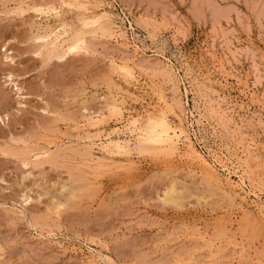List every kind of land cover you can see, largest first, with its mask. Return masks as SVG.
I'll return each instance as SVG.
<instances>
[{
    "label": "rangeland",
    "instance_id": "rangeland-1",
    "mask_svg": "<svg viewBox=\"0 0 264 264\" xmlns=\"http://www.w3.org/2000/svg\"><path fill=\"white\" fill-rule=\"evenodd\" d=\"M33 1L56 6L59 15L45 17L35 12L30 8ZM82 1L89 2L90 10L108 13L103 22L108 31L88 33V50L48 59L49 48L41 46L37 36L60 22L70 24L68 29L80 28L81 11L67 5L72 0H0V264H264V0ZM113 60L129 62L139 81L124 82L110 63ZM166 64L175 68L177 92L168 78L154 71ZM158 87H163L168 100L180 102L183 112H177L195 146L213 162L225 183H233L238 194L246 195L247 203L239 196L238 203L227 205L220 193L211 195L199 175L190 177L185 160L139 154L135 149L130 155H111L99 145L87 147L90 142L84 137L95 133L87 117L103 115V134L117 131L111 136L130 140L134 148L135 136L125 129V120L128 115L143 117L154 111L158 106L154 89ZM112 94L124 100L121 120L108 110ZM209 102L215 107L221 103L229 114L224 119L227 124L205 109ZM82 105L91 109L85 111ZM42 146L49 148V158L63 152V159L61 155L56 165L38 161L37 165L34 156ZM73 146L78 152L90 150L95 160L91 165L111 162L112 168L102 172L86 168L81 159L84 150L77 154ZM244 149L251 150L257 161L242 155ZM214 152L224 159L231 174L214 158ZM75 170L78 174L81 170V181L73 179ZM236 173L244 176L245 185ZM175 179L179 192L188 195L183 199L185 208L161 202L163 189Z\"/></svg>",
    "mask_w": 264,
    "mask_h": 264
},
{
    "label": "bare ground",
    "instance_id": "bare-ground-1",
    "mask_svg": "<svg viewBox=\"0 0 264 264\" xmlns=\"http://www.w3.org/2000/svg\"><path fill=\"white\" fill-rule=\"evenodd\" d=\"M37 1V0H36ZM34 2V1H33ZM61 2H62V0H61ZM11 3V2H10ZM14 3V2H13ZM31 3V2H30ZM59 3V2H58ZM64 3H66V2H64ZM88 1L87 2H83L82 0H72V2H68L67 3V5H70V8H71V6H73V8L75 7L76 9H78L79 11H81L80 13V16L78 17V18H80V21H81V27L79 28H77V29H75V27L74 28H70V29H68L67 28V26L68 25H70V24H65V23H58V25L57 26H52L53 28H50L49 30H43L44 32L42 33V34H39L38 36H37V41H39L40 43H41V46H43V47H45V48H49V50L47 51L45 48H43V49H45L46 51H47V54H46V58H48V59H50V58H52V57H61V56H63L64 57V55L65 54H67L68 55V53H73V52H76V51H79V50H82V49H87L86 48V35L88 34V33H93V32H96L97 30H100V31H102V32H106V31H108V26H105L104 24H103V22H104V20L106 21L108 18H109V15H108V13L107 12H101V13H99V12H97V11H94V10H90V7H88L87 5H88ZM23 5V4H22ZM60 6V5H59ZM26 7H27V5H26ZM32 10H34L35 12H38L39 14H44V16L46 15L47 16V14H49V15H52V14H54V16H58L59 15V11H58V8L56 7V6H53V5H49V4H45V5H43V3H36V2H34V4H33V6H31L30 7ZM98 8V7H97ZM18 11V10H17ZM16 11V12H17ZM76 11V10H75ZM24 12V11H23ZM71 12V11H70ZM13 13H15V12H13ZM63 13H64V11H63ZM19 15V14H18ZM64 15H66L65 13H64ZM45 16V17H46ZM112 16V15H111ZM38 18V17H37ZM44 18V17H43ZM48 18V17H47ZM41 19H42V17H41ZM76 19H77V17H76ZM38 20V19H37ZM43 20V19H42ZM109 20H111V19H109ZM39 21V20H38ZM41 21V20H40ZM50 21V20H49ZM147 21V20H146ZM35 22V21H34ZM64 22V21H63ZM71 22V21H70ZM138 22V21H137ZM151 22V21H150ZM69 23V22H68ZM73 23V22H72ZM108 23V22H107ZM110 23V22H109ZM146 24H147V22H145ZM153 23H155V22H153ZM35 24V23H34ZM36 25V24H35ZM52 25V24H51ZM51 25H50V27H51ZM148 25V24H147ZM158 25V24H157ZM73 26V25H72ZM111 26V25H110ZM114 26V25H113ZM71 27V26H70ZM115 27V26H114ZM118 27H119V25H118ZM155 27V26H154ZM47 29V28H46ZM111 29V28H110ZM114 29H116V28H114ZM121 29V28H120ZM112 30V29H111ZM145 30H147V29H145ZM123 32V31H122ZM150 32V31H149ZM148 32V33H149ZM156 32V31H155ZM155 32H153V33H155ZM97 33V32H96ZM112 34V33H111ZM150 34V33H149ZM93 35H95V34H93ZM158 35V34H157ZM101 36H103V35H101ZM106 36V35H105ZM151 36V35H150ZM153 36V35H152ZM35 37V36H34ZM110 36L108 35V38H109ZM128 37V36H127ZM102 38V37H101ZM151 38V37H150ZM93 39H95V38H93ZM96 39H99V38H97L96 37ZM121 39V38H120ZM124 39V38H123ZM122 39V40H123ZM153 39V38H152ZM166 39V38H165ZM164 39V40H165ZM115 40V39H114ZM122 40H120V41H122ZM154 40V39H153ZM89 41V40H88ZM155 41V40H154ZM163 41V40H162ZM168 41V40H167ZM38 42V43H39ZM90 43V42H89ZM152 43H154V42H152ZM162 43V42H161ZM91 45H92V43H90ZM119 44V43H118ZM157 44H159V43H157ZM167 46V45H166ZM137 47V46H136ZM140 47V46H139ZM92 48V47H91ZM163 48V47H162ZM73 49H75V51H73ZM93 49V48H92ZM88 50V49H87ZM133 50H135V49H133ZM46 51H45V53H46ZM134 52H136V51H134ZM144 52V51H143ZM87 53V52H86ZM138 53V52H137ZM115 58V57H114ZM59 59V58H58ZM113 59V58H112ZM117 59V58H116ZM125 59V58H124ZM123 59V60H124ZM12 60V59H11ZM110 61V60H109ZM108 61V62H109ZM124 61H126V60H124ZM168 61H170V60H168ZM120 62V61H119ZM164 62V61H163ZM171 62V61H170ZM169 62V63H170ZM110 63H113V68H115V71H117V72H119V74L120 75H122V77L124 78L123 80H125L124 82H128V83H133V82H138L139 81V79H138V77H137V75H136V73H135V71H134V68L130 65V64H128L127 62H122V63H116V62H114V60H113V62H110ZM136 64V63H135ZM149 64V63H148ZM157 64V63H156ZM171 64H172V62H171ZM144 65V64H143ZM151 65H152V63H151ZM160 65V64H159ZM163 65V64H162ZM139 65H137V67H138ZM154 66V65H153ZM111 67V66H110ZM146 67V66H145ZM144 67V68H145ZM156 67V66H155ZM174 67V66H173ZM153 68V67H152ZM194 68V67H193ZM117 69V70H116ZM139 69V68H138ZM175 69V68H174ZM174 69H172V67L170 66V65H167L166 64V66H157L155 69H154V71H155V73H157V74H161V75H163V76H165L166 78H168V80L169 81H171L172 82V86H173V88H174V92H177V90H179L178 89V87H180V85L177 83V81H175L174 80ZM136 70V69H135ZM114 72V71H113ZM145 72V71H144ZM149 72V71H148ZM189 72V71H188ZM114 73H116V72H114ZM204 73H206V72H204ZM113 74V73H112ZM156 74V75H157ZM201 74V73H200ZM118 74H116V76H117ZM111 76V75H110ZM151 76V75H150ZM176 76V75H175ZM190 76V75H189ZM188 76V77H189ZM204 76H205V74H204ZM207 77H208V75H206ZM212 76V75H211ZM196 77V76H195ZM199 77V76H198ZM203 77V76H202ZM202 77H200V78H202ZM146 78V77H145ZM158 78V77H157ZM177 78V77H176ZM190 78V77H189ZM210 78V77H209ZM11 79V78H10ZM150 79H151V77H150ZM153 79V78H152ZM151 79V80H152ZM204 79H206L205 77H204ZM242 79V78H241ZM120 80V79H119ZM208 80V79H207ZM211 80V79H210ZM214 80V79H213ZM159 81V80H158ZM157 81V82H158ZM189 81H191V80H189ZM195 81V80H194ZM202 82H203V80H201ZM219 81V80H218ZM12 83H13V80L11 81ZM15 82V81H14ZM141 82V81H140ZM196 82H197V80H196ZM195 82V83H196ZM208 82V81H207ZM164 83V82H163ZM193 83V82H192ZM191 83V84H192ZM14 84V83H13ZM16 85H17V83H15ZM169 84V83H168ZM177 84L179 85V86H177ZM214 84H216V82L214 83ZM223 84V83H222ZM121 85V87H122V84H120ZM130 85V84H129ZM128 85V86H129ZM134 85V84H133ZM132 85V86H133ZM140 85V84H139ZM199 85V84H198ZM210 85V84H209ZM213 85V84H212ZM221 85V84H220ZM15 86V85H14ZM144 86V85H143ZM16 87V86H15ZM120 87V88H121ZM205 87V86H204ZM208 87H210V86H208ZM219 87V86H218ZM222 87V86H221ZM220 87V88H221ZM114 88V87H113ZM135 88V87H134ZM138 88V87H137ZM142 88V87H141ZM172 88V87H171ZM222 88H225V87H222ZM17 89L19 90H21V88H19V87H17ZM115 89V88H114ZM136 89V88H135ZM201 89V88H200ZM205 89V88H204ZM207 89V88H206ZM210 89V88H209ZM208 89V90H209ZM140 90V89H139ZM155 91H156V94H157V101H158V106L156 107V109L154 110V111H152V112H149L148 114H146L145 116H143V117H129V115H128V118H126V120H125V124H124V126H125V129H127V131L129 130V132H130V134H132V135H134L135 137V144H134V148H132L131 146H130V140H121L119 137H117V138H113L112 136H111V133H114L115 135L117 134V131H112L111 133H106V135L105 134H103V132H104V124H105V118H104V116L103 115H98V117L97 118H93L92 116H89V117H87V118H89V126H91L92 128H94L95 129V133H87V135H86V137H84V138H86L87 139V141L89 140V142H90V144L88 145L86 142V144L88 145H85V146H87L88 148H90V147H92L93 145H99V147H100V150H102V151H104V153H108V154H126V155H130L131 154V151L133 150V149H135L136 151H137V153H139V154H144V153H149V154H154V155H157V156H162V157H167V158H169V160H170V158H176V159H178V160H185L186 161V163H187V167H188V171H189V173H190V177H191V174L193 173V175H192V177L194 178V176H195V174L196 175H199V178H201V180H202V183H204L205 184V186H208L209 188H208V191H209V193L211 194V195H213V194H215V196H217L216 195V193L217 194H219L220 193V196H221V201L222 202H225L227 205H233V204H235L236 202H237V198L239 197V196H241V192L238 194L237 193V190L235 189V187L234 186H232V184L231 185H229V183L228 182H224L223 181V179H221V175H219L220 173L218 172V169H217V167L215 166V165H213V162L211 163L206 157H205V155L195 146L196 144H194V139H193V137L191 136V134H190V131H189V129H188V127H186V125L183 123V122H185V121H183V116L181 117V115L177 112L178 110L177 109H180V111L181 112H183V109L181 108V105H180V102L178 101V100H173L172 102L170 101V100H168V98H167V96L165 95V92H164V89H163V87H158L157 89H154ZM143 91V90H142ZM201 91H203V90H201ZM200 91V92H201ZM117 92H119V91H117ZM137 92V91H136ZM144 92V91H143ZM151 92V91H150ZM171 92V91H170ZM93 93H95V92H93ZM96 93H98V92H96ZM134 93V92H133ZM181 93V92H180ZM127 93H125V95H126ZM136 94V93H135ZM166 94H168V92L166 93ZM175 94V93H174ZM200 94H202V93H200ZM210 94V93H209ZM208 94V95H209ZM91 95V94H90ZM97 95H99V94H97ZM128 95V94H127ZM204 95V94H203ZM89 96V95H88ZM93 96V95H92ZM134 96H136V95H134ZM179 96V95H178ZM73 97V96H72ZM105 97V96H104ZM106 97H107V95H106ZM155 97V98H156ZM174 97V96H173ZM78 98V97H77ZM80 98V97H79ZM90 98H91V96H90ZM94 98V97H93ZM98 98V97H97ZM130 98V97H129ZM180 98H181V96H180ZM179 98V99H180ZM99 99V98H98ZM98 99H95L96 101L98 100ZM104 99V98H103ZM105 99H107V98H105ZM127 99V98H126ZM141 99H142V97H141ZM201 99V98H200ZM85 100V99H84ZM88 100V99H87ZM90 100V99H89ZM134 100V99H133ZM217 100V99H216ZM82 101V100H81ZM107 101V100H106ZM130 101H131V99H130ZM149 101V100H148ZM211 101V100H210ZM152 102V101H151ZM184 102V101H183ZM200 102V101H199ZM231 102V101H230ZM248 102V101H247ZM153 103H154V101H153ZM182 103V102H181ZM197 103V102H196ZM220 103V102H219ZM219 103H217L218 104V107H215L214 106V104L213 103H211V102H209V104H207V106L205 107V109H207V111L208 112H210V113H212V114H216V115H218V119L219 120H222L221 122H223V124L225 125V124H227L228 123V121H224V119H226V116H228L229 114H227V112H226V110L225 109H223V107H222V105H219ZM232 103V102H231ZM107 104H109L108 105V110H109V112H110V115L113 117H115V119L116 120H121V119H123V104H124V100L122 99V97L120 98V96H119V94H115V95H113L112 94V96L110 97V102L109 103H107ZM106 104V105H107ZM183 104V103H182ZM221 104V103H220ZM251 104V103H250ZM87 105V104H86ZM85 105V106H86ZM125 105V104H124ZM184 105V104H183ZM203 105V104H202ZM242 105H244V104H242ZM85 106H81L85 111H88V110H90L91 109V107H90V109H88L87 110V106L85 107ZM154 106H156V105H154ZM251 106V105H250ZM250 106H248V108L250 107ZM77 107H78V105H77ZM133 107H135V106H133ZM198 107V106H197ZM247 107V106H246ZM79 108H80V106H79ZM81 108V109H82ZM75 109H76V107H75ZM80 109V110H81ZM82 109V110H83ZM101 109V108H100ZM99 109V110H100ZM106 109H107V107H106ZM246 109V108H245ZM92 110H94V109H92ZM127 110V109H126ZM130 110V109H129ZM198 110H199V108H198ZM248 110V109H247ZM251 110V109H250ZM262 110V109H261ZM78 110H76V112H77ZM84 111V112H85ZM81 112V111H80ZM90 112V111H89ZM95 112V111H94ZM99 112V111H98ZM126 112V111H125ZM133 112V111H132ZM233 112V111H232ZM261 112V111H260ZM79 113V112H78ZM102 113V112H101ZM130 113V112H129ZM237 113V112H236ZM243 113V112H242ZM83 114V113H82ZM85 114V113H84ZM104 114V113H103ZM142 114V113H141ZM184 114V113H183ZM248 114V113H247ZM246 114V115H247ZM264 114V113H263ZM80 115V114H79ZM87 115H88V113H87ZM86 115V116H87ZM143 115V114H142ZM203 115V114H202ZM238 115V114H237ZM243 115V114H242ZM254 115V114H253ZM83 116V115H82ZM85 116V115H84ZM85 116V117H86ZM131 116V115H130ZM198 116V115H197ZM204 116V115H203ZM172 117V118H171ZM176 118L177 119V121L176 120H173V118ZM229 117V116H228ZM255 117V116H254ZM71 118H73V117H71ZM110 118V117H109ZM186 118V117H185ZM257 118V117H256ZM58 119H60V116H59V118ZM66 119V118H65ZM81 119V118H80ZM259 119V118H258ZM88 120V119H87ZM111 120V119H110ZM186 120V119H185ZM214 120V119H213ZM253 120V119H252ZM59 121V120H58ZM57 121V122H58ZM62 121V120H61ZM63 121L65 122V120L63 119ZM67 121V120H66ZM69 121H71V119L69 120ZM69 121H67V122H69ZM84 121V120H83ZM115 121V120H114ZM152 122L151 124L149 123V122ZM198 121V120H197ZM56 122V123H57ZM74 122V121H73ZM76 122V121H75ZM78 122V121H77ZM88 122V121H87ZM110 122V121H109ZM113 122V121H112ZM111 122V123H112ZM135 122V123H134ZM199 122V121H198ZM197 122V123H198ZM248 122V121H247ZM54 123H55V118H54ZM55 123V124H56ZM70 123V122H69ZM72 123V122H71ZM115 123V122H114ZM238 123V122H237ZM251 123V122H250ZM250 123H248V124H250ZM255 123V122H254ZM54 124V125H55ZM57 124H59V123H57ZM61 124V123H60ZM64 124V123H63ZM78 124V123H77ZM82 124H86V123H82ZM108 124V123H107ZM117 124V123H116ZM187 124V123H186ZM200 124V123H199ZM206 124V123H205ZM220 124V123H219ZM233 124V123H232ZM157 125H160L159 127H157ZM234 125V124H233ZM236 125V124H235ZM245 125V124H244ZM258 125V124H257ZM60 126V125H59ZM62 126V125H61ZM72 126V125H71ZM83 126V125H82ZM203 126V125H202ZM232 126V125H231ZM253 126V125H252ZM70 126H68L67 128H69ZM76 127H78V126H76ZM75 127V128H76ZM83 127H85V126H83ZM83 127L81 128V129H83ZM122 127V126H121ZM223 127V126H222ZM249 127V126H248ZM71 128V127H70ZM69 128V129H70ZM149 128H156V132H155V134L154 135H146V133H145V130L146 129H149ZM201 128V127H200ZM227 128V127H226ZM244 128V127H243ZM254 128V127H253ZM261 128V127H260ZM56 129V128H55ZM58 129H60V128H58ZM64 129H66V128H64ZM68 129V130H69ZM85 129V128H84ZM111 129V128H110ZM116 129V128H115ZM246 129H247V127H246ZM72 130V129H71ZM70 130V131H71ZM200 130V129H199ZM215 130V129H214ZM222 130V129H221ZM57 131V130H56ZM61 131V130H60ZM76 131V130H75ZM119 131V130H118ZM226 131V130H225ZM248 131V130H247ZM255 131V130H254ZM263 131H264V129H263ZM106 132H108V131H106ZM116 132V133H115ZM246 132V131H245ZM58 133H60V132H58ZM65 133H67V132H65ZM74 133V132H73ZM72 133V134H73ZM125 133V132H124ZM161 133H163V135L161 134ZM223 133V132H222ZM61 134V133H60ZM63 134V133H62ZM70 134V133H69ZM223 134H225V133H223ZM81 135V134H80ZM79 135V136H80ZM61 136H63V135H61ZM69 136V135H68ZM82 136V135H81ZM84 136H85V134H84ZM114 136V135H113ZM123 136H125V135H123ZM214 136V135H213ZM64 137H66V135H64ZM83 137V136H82ZM241 137V136H240ZM239 137V138H240ZM59 138V137H58ZM57 138V139H58ZM71 138V137H70ZM76 138V137H75ZM78 138V137H77ZM81 138V137H80ZM229 138V137H228ZM227 138V139H228ZM61 139V138H60ZM79 139V138H78ZM124 139V138H123ZM247 139V138H246ZM62 140V139H61ZM75 140V139H74ZM153 140H155L156 142L155 143H153V142H150V141H153ZM63 141V140H62ZM61 141V142H62ZM69 141V140H68ZM76 141V140H75ZM83 141V140H82ZM97 141H99V143H97ZM132 141V140H131ZM49 142V141H48ZM53 142V141H52ZM65 142V141H64ZM84 142V141H83ZM50 143V142H49ZM49 143H48V145L47 146H49ZM71 143H73V141L71 142ZM70 143V144H71ZM84 143V144H85ZM231 143V142H230ZM238 143H239V141H238ZM243 143V142H242ZM59 145H60V143H58ZM77 144V143H76ZM76 144H74V145H76ZM82 144V143H81ZM132 144V143H131ZM207 144V143H206ZM237 144V143H236ZM72 145V144H71ZM71 145H69V146H71ZM78 145H80V143L78 144ZM78 145H76L75 147H77ZM133 145V144H132ZM67 146V145H66ZM83 146V145H82ZM85 146H83V147H85ZM72 147V146H71ZM95 147V146H94ZM36 148H38V147H36ZM56 148V147H55ZM79 148V147H78ZM80 148H82V147H80ZM88 148H85V149H82V152H83V150H84V153H82V152H78V150L79 149H74V146H73V150H75L74 152H76L77 154H81V156L83 157V158H81L84 162H85V164L87 163V165H85L86 166V168L88 167V168H90V169H94V172H95V170H97V171H100V172H102L103 171V169H106V167L108 168V167H111V165H113V164H110V163H106V162H98V163H96L95 164V166L94 165H91V163H94V161L95 160H93L92 159V157L90 158V156H91V152H90V150L88 149ZM28 149V148H27ZM39 149V148H38ZM61 150H62V148H60ZM93 149V151H94V148H92ZM232 150V149H231ZM54 151H56V150H54ZM63 151H64V149H63ZM68 151H70V149L68 150ZM79 151H81V150H79ZM96 151V150H95ZM212 151V150H211ZM53 152V151H52ZM66 152V151H65ZM98 152V151H97ZM239 152V151H238ZM255 152V151H254ZM21 153V152H20ZM19 153V154H20ZM28 153V152H27ZM61 153V152H60ZM231 153H232V151H231ZM242 155L244 154L248 159L249 158H254V154H253V152L251 151V150H249V149H244V150H242ZM264 153V152H263ZM262 153V154H263ZM6 154H8V153H6ZM16 154V153H15ZM24 154H26V153H24ZM93 154V153H92ZM100 154V153H99ZM148 154V155H149ZM14 155V154H13ZM53 155V154H52ZM60 155V156H59ZM61 155H62V158H61ZM103 155V154H102ZM106 155V154H105ZM16 156V155H15ZM28 156H29V153H28ZM49 156H50V152H49V148H43V146H42V149H39L38 151H36V153H35V162H39V164L41 163V164H43V163H46V162H50V163H53L54 165H56L55 164V162L57 161L56 159L59 157V158H61V159H63V152L61 153V154H58L57 156V158H49ZM67 156H69V154H67L65 157H67ZM75 156V155H74ZM93 156V155H92ZM136 157H139V156H137V155H135ZM141 156V155H140ZM157 156H156V158H157ZM213 156H214V158L217 160V161H219L220 163H221V167L223 168V169H225V170H228V173H232L231 172V170H230V168H229V166H227L226 164H225V162L224 163H222V161L224 160L223 158H221V156H220V154H218L217 152H214L213 153ZM241 156V155H240ZM54 157V156H53ZM72 157H73V155H72ZM109 157H111L110 155H109ZM131 157V156H130ZM129 156H128V159L130 158ZM242 157V156H241ZM49 158V159H48ZM58 158V159H59ZM79 157H78V159H80ZM118 158H119V156H118ZM243 158H245V157H243ZM256 158V157H255ZM254 158V159H255ZM33 159V158H32ZM72 159V158H71ZM74 159V158H73ZM92 159V160H91ZM97 159H99V156L97 157ZM115 159V158H114ZM122 159V158H121ZM120 159V160H121ZM123 159H125V158H123ZM127 159V158H126ZM125 159V160H126ZM56 160V161H55ZM74 160H77V159H74ZM74 160H72V161H74ZM110 160V159H109ZM167 160V159H166ZM175 160V159H174ZM215 160V161H216ZM256 161H257V159H255ZM32 161H34V160H32ZM54 161V162H53ZM69 161H71V160H68V163L69 164H71ZM83 161H81V162H83ZM105 161H107V160H105ZM111 161V160H110ZM22 162V161H21ZM38 162L36 163L37 165H38ZM58 162V161H57ZM61 162V161H60ZM66 162V161H65ZM65 162H64V164H65ZM75 162V161H74ZM78 162V161H77ZM80 162V161H79ZM108 162V161H107ZM120 161H118V163H119ZM171 162H173V161H171ZM253 162H254V160H253ZM33 163V162H32ZM123 163H125V162H123ZM165 163H167V162H165ZM217 163V162H216ZM35 164V165H36ZM53 164H51L52 166H53ZM59 164V163H58ZM61 164H62V162H61ZM67 164V163H66ZM80 164V163H79ZM81 164H84V163H81ZM115 164V163H114ZM132 164V163H131ZM135 164V163H134ZM185 164V163H184ZM48 165H49V163H48ZM72 165V164H71ZM76 165V164H75ZM116 165H118V164H116ZM116 165H114V166H116ZM31 166H32V164H31ZM68 166H70V165H66V167H68ZM74 166V165H73ZM82 166V165H81ZM129 166V165H128ZM168 166V165H167ZM173 166V165H172ZM175 166V165H174ZM173 166V167H174ZM180 166V165H179ZM41 167V166H40ZM57 167V166H56ZM60 167V166H59ZM65 167V168H66ZM77 167L79 168V166L77 165ZM121 167V166H120ZM119 167V170L121 169L122 170V167L120 168ZM129 167H131V166H129ZM184 167V166H183ZM186 167V166H185ZM41 168H43V167H41ZM53 168V167H52ZM75 168V167H74ZM112 168V167H111ZM127 167H125V169H126ZM171 168V167H170ZM179 168V167H178ZM45 169V168H44ZM124 169V168H123ZM132 169V168H131ZM171 169H174V168H171ZM112 170V169H111ZM128 170V169H127ZM126 170V171H127ZM135 170V169H134ZM137 170V169H136ZM177 170V169H176ZM181 170H182V168H181ZM180 170V171H181ZM45 171V170H44ZM70 171V170H69ZM68 171V172H69ZM80 171L81 170H79V174L76 172V170H75V173H77V176H75L73 179L74 180H77V182L78 181H81V177L79 176V175H81L82 173H80ZM96 171V172H97ZM110 171V170H109ZM115 171V170H114ZM118 171V170H117ZM125 171V170H124ZM125 171V172H126ZM168 171V170H167ZM185 171H186V169H185ZM188 171H186V172H188ZM30 172V171H29ZM42 172V171H41ZM63 172H65V171H63ZM71 172L73 173L74 172V169H73V171L71 170ZM83 173H84V170L82 171ZM88 171H86V173H87ZM106 172V171H105ZM162 172V171H161ZM177 172V171H176ZM236 172V171H235ZM33 173V172H32ZM31 173V174H32ZM44 173V172H43ZM180 173V172H179ZM188 173V174H189ZM247 173V172H246ZM249 173V172H248ZM39 174V173H38ZM42 174V173H41ZM89 174V173H88ZM163 174V173H162ZM164 174H166V173H164ZM171 174V173H170ZM173 174V173H172ZM68 175H70V174H68ZM72 175V174H71ZM74 175V174H73ZM72 175V176H73ZM94 175V174H93ZM104 175V174H103ZM167 175V174H166ZM166 175H164V176H166ZM234 175H237L238 177H239V179H240V181H241V183H243V185H245V181H244V176L243 175H239V174H234ZM233 175V176H234ZM24 176V175H23ZM34 176V175H33ZM44 176H46V175H44ZM163 176V177H164ZM176 176V175H175ZM229 176V175H228ZM85 177H86V175H85ZM97 177V175L94 177V178H96ZM177 177H178V175H177ZM187 177H189V176H187ZM196 177V176H195ZM24 178V177H23ZM62 178V177H61ZM88 178H89V176H88ZM173 178H174V176H173ZM228 178V177H227ZM26 179V178H25ZM63 179V178H62ZM70 179V178H69ZM92 179H93V176H92ZM98 179V178H97ZM167 179V178H166ZM171 179V178H170ZM178 179V178H177ZM179 179H180V177H179ZM24 180V179H23ZM184 180V179H183ZM200 180V181H201ZM225 180V179H224ZM228 180H229V178H228ZM63 181H65V180H62V182ZM88 181V180H87ZM231 181V180H230ZM47 181H45V183H46ZM54 182V181H53ZM57 182H60V181H57ZM57 182H55V183H57ZM72 182V181H71ZM70 182V183H71ZM75 182V181H74ZM73 182V183H74ZM84 182H85V180H84ZM98 182V181H97ZM179 182V181H178ZM178 182L176 181V179L175 180H169V184L163 189V199H162V203L164 204V205H173V206H178V207H184L183 206V199L184 198H187L188 197V195L186 194V195H184L185 193H183V194H181L179 191L180 190H178ZM252 182H255L254 181V179H253V181ZM39 183V182H38ZM52 183V182H51ZM61 183V182H60ZM67 183H69V180H68V182ZM86 183V182H85ZM183 183V182H182ZM181 183V184H182ZM200 183V182H199ZM201 183V184H202ZM63 184V183H62ZM96 184V183H95ZM99 184V183H98ZM186 185H187V183H185ZM189 184H191V183H189ZM198 184V183H197ZM41 185V184H40ZM51 185V184H50ZM68 185V184H67ZM66 185V186H67ZM77 185V184H76ZM81 185V184H80ZM84 185V184H83ZM199 185V184H198ZM235 185V184H234ZM55 186V185H54ZM53 186V187H54ZM62 186V185H61ZM65 186V187H66ZM72 186V185H71ZM190 185H188V187H189ZM204 186V185H203ZM210 186H211V189H210ZM253 186V185H252ZM41 187H42V185H41ZM63 187V186H62ZM187 187V188H188ZM198 187V186H197ZM202 187V186H201ZM239 187V186H238ZM3 188V187H2ZM26 188H27V186H26ZM50 188H52V187H50ZM59 188V186L57 187V189ZM68 188V187H67ZM72 189H74L73 187H71ZM80 188V187H79ZM78 188V189H79ZM181 188V187H180ZM183 188V187H182ZM196 188V187H195ZM207 188V187H206ZM239 188H241L242 190H244L243 189V187L241 186V187H239ZM44 189H45V186H44ZM54 189V188H53ZM61 189V188H60ZM71 189V190H72ZM194 189V188H193ZM200 189V188H199ZM210 189V190H209ZM238 189V188H237ZM42 190H43V188H42ZM41 190V192L43 193V191ZM45 190H47V189H45ZM76 190V189H75ZM83 190V189H82ZM202 190H203V188H202ZM26 191V190H25ZM34 191V190H33ZM64 191V190H63ZM73 191V190H72ZM71 191V192H72ZM91 191H93V190H91ZM189 191H191L190 189H189ZM197 191V190H196ZM195 191V192H196ZM199 191V190H198ZM28 192H29V190H28ZM27 192V193H28ZM39 192V191H38ZM37 192V193H38ZM70 192V193H71ZM84 192V191H83ZM86 192V191H85ZM90 191H88V193H89ZM199 192H201V191H199ZM249 192H252V190H250ZM249 192H247V193H249ZM24 193H26V192H24ZM40 193V192H39ZM198 193V192H197ZM203 193H206V192H203ZM202 193V194H203ZM208 193V192H207ZM246 193V192H245ZM80 194H82V193H79V195ZM161 194V193H160ZM159 194V195H160ZM193 194V193H192ZM201 194V193H200ZM209 194V195H210ZM28 195V194H27ZM43 195H45V193H43ZM62 195V194H61ZM64 195V194H63ZM76 195H78V194H76ZM76 195H74V196H76ZM111 195V194H110ZM190 195V194H189ZM208 195V196H209ZM25 196V195H24ZM23 196V197H24ZM46 196H48L47 194H46ZM46 196H44V197H46ZM51 195H49V197H50ZM81 196V195H80ZM80 196H78V198L80 197ZM82 196H84V195H82ZM85 196L86 197H88V199H89V196H87L86 195V193H85ZM162 196V195H161ZM199 196V195H198ZM200 196H202V197H204L205 195H200ZM245 194H244V196H241V197H239V198H241V199H244L245 198ZM28 197H29V195H28ZM39 197H41V196H39ZM255 197H258L259 198V196L255 193ZM68 198V197H67ZM77 198V197H76ZM77 198V199H78ZM194 198H195V196H194ZM207 198V197H206ZM211 198V197H210ZM209 198V199H210ZM213 198V197H212ZM211 198V199H212ZM21 199H23L22 197H21ZM69 199V198H68ZM71 199H73V198H71ZM211 199H210V201H211ZM66 200V199H65ZM79 200V199H78ZM84 200V199H83ZM189 200H191V199H189ZM198 201L200 200V197H198V199H197ZM219 200V199H218ZM25 201H27V200H25ZM31 201H34V200H31ZM37 201H38V198H37ZM54 202H55V200H53ZM71 201V200H70ZM75 201V200H74ZM197 201V202H198ZM220 201V200H219ZM218 201V202H219ZM244 201H245V199H244ZM260 201V200H259ZM64 202V201H63ZM68 202V201H67ZM160 202V201H159ZM209 202V201H208ZM30 203V202H29ZM56 203V202H55ZM54 203V204H55ZM60 203H62V202H60ZM60 203H58V204H60ZM80 203V202H79ZM190 203V202H189ZM216 203V202H215ZM238 203V202H237ZM245 203H247L246 201H245ZM252 203V202H251ZM261 203H262V201H261ZM264 203V202H263ZM57 204V203H56ZM66 204V203H65ZM68 204V203H67ZM76 204V203H75ZM209 204H210V202H209ZM221 204V203H220ZM240 204H241V202H240ZM244 204V203H243ZM63 205V204H62ZM70 205H71V202H70ZM195 205H196V203H195ZM73 206V205H72ZM79 206V205H78ZM77 206V207H78ZM243 206H245V205H243ZM248 206V205H247ZM49 207V206H48ZM56 207V206H55ZM64 207V206H63ZM62 207V208H63ZM76 206L74 207V208H77ZM197 207V206H196ZM239 207V205L237 206V208ZM250 207V206H249ZM264 207V206H263ZM173 208V207H172ZM185 208V207H184ZM231 208H232V206H231ZM241 208V207H240ZM58 209H59V207H58ZM260 209V208H259ZM260 211V210H259ZM22 212V211H21ZM53 212V211H52ZM55 212V211H54ZM58 212V211H57ZM245 213H246V211H244ZM248 213V212H247ZM252 213V212H251ZM58 214V213H57ZM61 215V214H60ZM254 215V214H253ZM256 215V214H255ZM258 215V214H257ZM260 215V214H259ZM256 219H257V216H256ZM264 219V218H263ZM258 220H260V219H258ZM261 222V221H260ZM264 223V222H263ZM207 245V244H206ZM63 246V245H62ZM64 248V247H63ZM242 249V248H241ZM65 250V249H64ZM245 251V250H244ZM176 254V253H175ZM179 254H181V253H179ZM104 255H105V253H104ZM186 255V254H185ZM1 256V255H0ZM107 256V255H106ZM106 256H105V258H106ZM232 257H233V255H232ZM104 258V257H103ZM108 259H109V257H107ZM95 259V258H94ZM96 259H98V258H96ZM102 261V260H101ZM104 261V260H103ZM109 261H111V259H109ZM189 261V260H188ZM195 261V260H194ZM193 261V262H194ZM96 262V261H95ZM99 262V261H98ZM247 262V261H246ZM196 263V262H195ZM101 264V263H100Z\"/></svg>",
    "mask_w": 264,
    "mask_h": 264
},
{
    "label": "snow or ice",
    "instance_id": "snow-or-ice-1",
    "mask_svg": "<svg viewBox=\"0 0 264 264\" xmlns=\"http://www.w3.org/2000/svg\"><path fill=\"white\" fill-rule=\"evenodd\" d=\"M73 51H75V49H73ZM134 123H135V122H134ZM149 123L151 124L152 122L150 121ZM159 126H160V125H157V127H159ZM155 132H156V128H149V129H146V130H145L146 135H154ZM161 134L163 135V133H161ZM150 142L155 143L156 141L153 140V141H150Z\"/></svg>",
    "mask_w": 264,
    "mask_h": 264
}]
</instances>
